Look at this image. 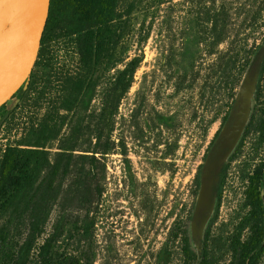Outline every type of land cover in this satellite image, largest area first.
Listing matches in <instances>:
<instances>
[{
	"label": "rangeland",
	"instance_id": "rangeland-1",
	"mask_svg": "<svg viewBox=\"0 0 264 264\" xmlns=\"http://www.w3.org/2000/svg\"><path fill=\"white\" fill-rule=\"evenodd\" d=\"M110 27L111 44L89 65L83 42L47 37L22 97L0 108V162L7 147L38 145L50 163L32 203L0 205V264L19 257L37 203L49 215L24 264H183L184 231L199 253L195 178L263 55L251 126L224 163L210 227L218 264H230L228 245L250 210L248 178L264 165V49L255 59L264 0H115Z\"/></svg>",
	"mask_w": 264,
	"mask_h": 264
},
{
	"label": "trees",
	"instance_id": "trees-1",
	"mask_svg": "<svg viewBox=\"0 0 264 264\" xmlns=\"http://www.w3.org/2000/svg\"><path fill=\"white\" fill-rule=\"evenodd\" d=\"M115 0H50V9L43 33L41 43L47 37L57 35L59 38H73L72 40L81 47L82 60L86 65L102 59L103 53L112 42L111 22L114 16ZM264 49V44L258 47L255 59ZM135 68V67H134ZM22 89L16 97H22ZM230 111L226 113L223 124L229 118ZM252 118L245 128L240 144L249 131ZM261 132V143L264 152V123ZM216 133L211 143L213 147L218 138ZM32 149L19 148L15 146L7 147L0 162V205L3 208L17 206L33 202L37 191L33 193L35 184L38 182L40 174L50 165L47 152L43 146H31ZM239 147V144H238ZM264 160V159H263ZM262 160V161H263ZM264 164V163H263ZM256 166L249 180V218L248 215L241 223V227L236 231V236L228 245V252L232 255L230 264H257L264 250V165L262 168ZM226 166L224 165L218 175V183L214 188L215 198L218 199L213 211V216L208 222L200 245L199 253H195L192 247V240L188 231H184L181 239L183 264H218L219 250L210 239V227L215 221L219 211V199L225 181ZM200 170L195 178L197 188L201 185ZM53 179L47 184V191L52 192ZM43 198V197H42ZM56 198V193L53 197ZM49 209L41 203H37L29 209V234L28 239L19 251V257L14 264H24L26 261L29 245L41 231L47 221ZM249 228L250 235L242 239V232Z\"/></svg>",
	"mask_w": 264,
	"mask_h": 264
},
{
	"label": "water",
	"instance_id": "water-1",
	"mask_svg": "<svg viewBox=\"0 0 264 264\" xmlns=\"http://www.w3.org/2000/svg\"><path fill=\"white\" fill-rule=\"evenodd\" d=\"M12 7L13 21L0 47V108L13 99L30 77L47 23L50 0H13ZM262 56L257 59L245 79L228 121L220 130L203 166L192 225L193 237L198 245H201L200 234L214 210V188L218 183V175L248 124L257 68Z\"/></svg>",
	"mask_w": 264,
	"mask_h": 264
},
{
	"label": "bare ground",
	"instance_id": "bare-ground-1",
	"mask_svg": "<svg viewBox=\"0 0 264 264\" xmlns=\"http://www.w3.org/2000/svg\"><path fill=\"white\" fill-rule=\"evenodd\" d=\"M0 0V47L5 41V37L8 35L9 27L13 21V0ZM2 60L0 59V69Z\"/></svg>",
	"mask_w": 264,
	"mask_h": 264
}]
</instances>
